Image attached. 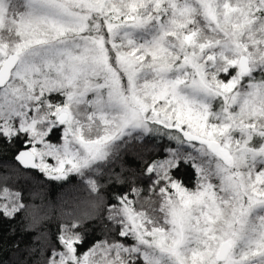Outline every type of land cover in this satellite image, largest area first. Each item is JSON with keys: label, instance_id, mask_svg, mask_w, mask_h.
<instances>
[{"label": "snow or ice", "instance_id": "obj_1", "mask_svg": "<svg viewBox=\"0 0 264 264\" xmlns=\"http://www.w3.org/2000/svg\"><path fill=\"white\" fill-rule=\"evenodd\" d=\"M5 150L0 264H264V0H0ZM77 178L49 237L23 185Z\"/></svg>", "mask_w": 264, "mask_h": 264}, {"label": "trees", "instance_id": "obj_2", "mask_svg": "<svg viewBox=\"0 0 264 264\" xmlns=\"http://www.w3.org/2000/svg\"><path fill=\"white\" fill-rule=\"evenodd\" d=\"M146 148H151V145L134 142L128 148L124 156H122L121 160L116 162L115 167L117 169L123 168L125 171H136L137 166L142 162V157L147 155ZM11 154V150H5L3 153H0V159L10 158ZM193 182L194 178L191 181H187L190 187H192ZM23 186L29 192L35 193V201L40 207V212L37 213V215H42L44 211L49 213V217L44 221V226L50 228L48 233L49 237L55 232L56 225L63 218L62 213L70 211L85 197L83 185L78 178L70 179L68 182H48L46 180L34 179ZM111 190L112 189H106V192ZM17 227V223L0 221V234L10 237ZM87 232L89 244L95 240H103L106 236L102 221L91 225L87 229ZM25 238V234L23 233L17 235L18 240H23ZM2 255L3 253H0V256ZM6 261H20V264H24L19 254L11 249L7 252Z\"/></svg>", "mask_w": 264, "mask_h": 264}, {"label": "rangeland", "instance_id": "obj_3", "mask_svg": "<svg viewBox=\"0 0 264 264\" xmlns=\"http://www.w3.org/2000/svg\"><path fill=\"white\" fill-rule=\"evenodd\" d=\"M194 183H195V179H194V182H193V185L192 186H194Z\"/></svg>", "mask_w": 264, "mask_h": 264}]
</instances>
